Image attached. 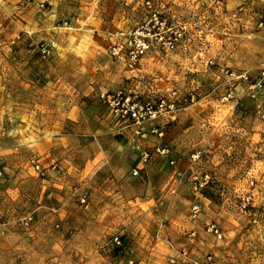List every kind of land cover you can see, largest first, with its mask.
<instances>
[{
    "label": "rangeland",
    "instance_id": "rangeland-1",
    "mask_svg": "<svg viewBox=\"0 0 264 264\" xmlns=\"http://www.w3.org/2000/svg\"><path fill=\"white\" fill-rule=\"evenodd\" d=\"M150 1L168 20L188 17L187 0ZM144 2L0 0V264H136L131 250L140 225L148 234L173 226L165 240L172 251L154 264H171L179 248L198 262L211 255L214 264H264V121L239 87L222 100L232 88L194 59L196 45L187 54L148 52L135 69L113 58L108 49L117 34L148 17ZM221 31L204 44L207 56L237 72L264 67V29ZM117 91L141 104L179 102L176 119H121L100 99ZM190 95L193 102H184ZM172 124L184 136L166 144ZM130 128L136 137L119 148L114 136ZM156 142L163 145L158 151ZM171 148H178L174 156ZM132 149L140 172H127ZM90 156L151 183L136 195L146 216L109 220L104 232L84 229ZM64 160L75 166L71 172ZM109 169L93 176L111 179L116 173ZM202 174L209 182L194 192L192 178ZM83 194L87 209L79 204ZM157 200L166 205L154 212ZM194 203L199 212L192 217ZM208 223L221 239L206 232ZM114 236H121L120 246L109 243Z\"/></svg>",
    "mask_w": 264,
    "mask_h": 264
},
{
    "label": "built area",
    "instance_id": "built-area-1",
    "mask_svg": "<svg viewBox=\"0 0 264 264\" xmlns=\"http://www.w3.org/2000/svg\"><path fill=\"white\" fill-rule=\"evenodd\" d=\"M190 9L188 17L181 20H168L162 16L153 6L150 0H145L148 17L135 29L129 32H120L117 39L108 49L109 54L123 61L129 69H135L148 52L157 51L165 54L180 51L187 54L193 45L198 46L194 59L212 70L215 75H222L229 88L222 100H227L233 94V90L240 88V97L250 99L254 104L255 115L264 121V67L257 72L235 71L223 64H218L212 57L207 56L204 44L209 43L214 35L222 33L220 29L237 30H263L264 29V0H187ZM210 33V34H209ZM224 34V33H223ZM44 53V50H42ZM100 99L121 119L132 120L136 124L166 116L167 122H173L179 111V102L160 99L153 103L141 104L131 100L121 91L115 93H101ZM194 96L190 95L184 102H193ZM153 133L158 137L163 135V129L157 128ZM160 153L169 154L168 148H162ZM198 154L192 156V159ZM173 164V161H170ZM38 168V166H36ZM136 175L137 172L133 171ZM209 182V176L202 174L192 178V190L199 191ZM249 198L247 197L246 200ZM79 204L88 208L87 196L83 194L79 198ZM199 212L198 204H192L191 213L195 217ZM206 232L217 239L222 234L214 223H208ZM194 233L192 232L191 235ZM121 236H114L109 243L121 245ZM106 244H104L105 246ZM171 264H214L211 255H207L201 262L191 258L185 248L175 250V256L169 259ZM132 262L129 261V264Z\"/></svg>",
    "mask_w": 264,
    "mask_h": 264
},
{
    "label": "crops",
    "instance_id": "crops-1",
    "mask_svg": "<svg viewBox=\"0 0 264 264\" xmlns=\"http://www.w3.org/2000/svg\"><path fill=\"white\" fill-rule=\"evenodd\" d=\"M122 126V124H121ZM125 135L119 134V132L116 133L114 136V142L116 146H120L119 148L126 149V143L128 139L135 138L136 136L133 133V128H130L128 132L125 131ZM181 136H184L182 132H179L174 124L170 125V127H167L166 129V136L165 141L166 144L173 143V141H176L180 139ZM46 144L43 143V146L45 147ZM50 147V144H47ZM55 145V144H54ZM156 146H159L160 149L163 145L159 144V142H156ZM171 147V146H170ZM55 150V146H54ZM172 154L174 156V152L178 151V148H171ZM180 151V150H179ZM46 151L44 150L41 152V155H44ZM55 153V152H53ZM128 156V162L129 165L127 166V172H132L134 169H138L140 172V169L142 168V164L139 160L140 154L135 150H128L126 152ZM163 158H168L167 156H162ZM157 157V155H155ZM70 159V158H69ZM97 156H90L89 162L87 165L85 164V167L83 171L85 172H91V176L88 178L86 183H89V187L91 190L90 194V211L86 215V221L87 224L85 225L84 229H90V231H96L99 227L103 229L107 228L106 222L109 220H128V221H134L135 219L143 218V216H146V209L141 210L138 204V200L136 198V195L140 193V188L144 189L145 192L149 191L150 184L151 183H141L138 178L128 175L124 176L123 170L122 172L119 171V169L112 168L108 164L101 163L97 164ZM68 161L70 160H64L66 164L62 165L64 169H66L68 172H71L73 169L72 164H68ZM167 162V160H166ZM150 170H152L155 174L159 172L157 169L156 163L150 162L149 164ZM145 167V166H143ZM111 169L112 173H116V176L113 178H102L100 179L98 176H93V173L97 172L99 174L100 172H109L108 169ZM76 168H74L75 170ZM78 169H81V167H78ZM109 169V170H110ZM130 170V171H129ZM119 172L121 174H119ZM132 186V188H131ZM136 186V187H135ZM132 189L131 194L126 193V189ZM136 193V194H135ZM154 206V212L160 211L161 205H166L163 201H154L152 203ZM162 215V214H160ZM102 222H105L102 223ZM159 227V225H158ZM152 234L146 233V231L143 229V227L140 225V232L135 233L134 236V245L131 250L133 254H135L136 264H154L156 263L154 258H161V256H165L169 254L172 251V245L170 242H166L167 235L172 236L173 233L172 229L173 226L167 225L164 226L161 230L160 227ZM142 228V229H141ZM175 232H178V228H174ZM102 233V232H101ZM145 236V237H144Z\"/></svg>",
    "mask_w": 264,
    "mask_h": 264
}]
</instances>
